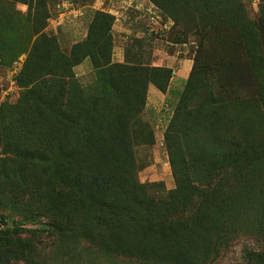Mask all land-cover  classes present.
<instances>
[{
	"label": "rangeland",
	"instance_id": "obj_1",
	"mask_svg": "<svg viewBox=\"0 0 264 264\" xmlns=\"http://www.w3.org/2000/svg\"><path fill=\"white\" fill-rule=\"evenodd\" d=\"M94 1L0 0L1 105L29 100L42 109L46 120L55 122V106L67 102L79 123L85 118L79 103L82 94H87L104 109L107 126H111L114 118L122 125L130 116L132 106L120 109L121 101L129 103L137 97L141 113L131 133L136 178L145 185L146 196L156 199L168 197L177 188L167 133L189 86L190 98L184 102L188 111L207 99L219 101L223 95L231 101L229 113L236 130L252 136V146L263 147L261 0H139L120 10L119 21L101 17ZM69 5L75 9L66 11ZM62 12L63 18H59ZM166 71L171 72L167 83ZM159 84L168 85L161 89ZM153 88L162 93L161 98L152 95ZM44 94L52 100L45 103ZM212 111L219 114V108ZM193 116L187 115L181 123L189 128L198 121L191 119ZM189 133L200 136L192 144V155L187 152L189 173L210 175L219 188V162H227L223 150L230 146L229 133H224L220 146L219 123L214 120L198 127L195 124ZM75 135L82 152L97 141L91 133L80 135L75 129ZM103 135L113 136L110 129ZM0 146L2 158L15 159ZM182 146L186 149V144ZM26 161L16 167L24 169L29 164ZM40 162L48 175L58 180L64 165L62 154ZM254 165L249 183L252 195L242 203L241 212L234 205L226 217L224 210L215 206L216 193L211 194L207 208L214 214L197 220L191 245L181 250L182 255L162 247L152 263H144L134 249L103 248L84 235H75L62 249L55 245V240L60 243L61 239L50 237L48 231L36 237L23 231L0 244V264H26L18 258L22 244L30 241L37 243V248L27 264H249L250 252L264 254V159ZM229 171L222 175L223 185L232 177ZM62 203L53 202L51 207L61 208ZM2 216L8 225L1 224ZM16 224L36 226L0 196V230Z\"/></svg>",
	"mask_w": 264,
	"mask_h": 264
},
{
	"label": "trees",
	"instance_id": "obj_2",
	"mask_svg": "<svg viewBox=\"0 0 264 264\" xmlns=\"http://www.w3.org/2000/svg\"><path fill=\"white\" fill-rule=\"evenodd\" d=\"M261 2L264 4V0ZM97 13L103 18L114 19L107 13ZM170 78L171 72L166 71L165 82ZM167 85L159 84V87L166 89ZM189 90L190 86L182 93V101L167 133V148L177 188L162 199L147 197L145 185L136 178V154L131 133L132 124L141 113L137 97L129 103L121 101L120 109L127 104L132 106L128 110L130 116L122 125L114 118L111 126H107L104 109L97 107L87 94H82L84 97L79 103L80 110L85 113L79 123L74 120L67 102L55 106L54 112L58 115L55 122L46 120L41 115L42 109L29 100L1 105L0 145L15 159L2 158L0 196L13 211L36 226L27 228L16 224L0 230V244L12 241V237L23 231L35 237L48 231L50 237L61 239L60 243L55 240V245L63 249L75 235H84L103 248L134 249L140 260L152 263L162 247L179 251L181 255V250L190 247L197 220L214 214L207 208L211 194L216 193L215 206L223 209L226 217L234 205L241 212L242 203L252 195L249 183L254 175L255 161L264 159V143L257 149L252 146V136L236 130L229 113L231 101L223 95H219V101L207 99L196 110L188 111L184 102L190 98ZM95 97L99 99L100 95ZM51 100L44 94L45 103ZM214 107L219 108V114L212 111ZM191 114H194L191 119L198 120L197 127L212 120L219 123V146L224 143V133H229L230 146L223 150L227 162H219V188L216 178L210 175L197 177L188 171L187 152L192 155V144L200 138L197 133H189L195 124L188 128L181 123ZM75 129L80 130V135L97 136L94 147L90 146L85 152L79 150ZM107 129L112 132V137H104ZM184 138L186 140L181 141ZM93 149L94 154H91ZM60 153L64 165L55 180L40 160L55 159ZM23 159L29 164L20 170L16 164L23 163ZM229 170L232 177L223 185L222 175ZM60 200L63 202L61 208L51 207L53 202ZM232 202L234 204L230 205ZM1 224L8 225L5 216L1 217ZM94 232L99 236L96 237ZM149 239L152 242L147 243ZM36 244L23 243L18 260L30 263ZM261 260L264 262V254L250 252L249 264H260Z\"/></svg>",
	"mask_w": 264,
	"mask_h": 264
},
{
	"label": "built area",
	"instance_id": "obj_3",
	"mask_svg": "<svg viewBox=\"0 0 264 264\" xmlns=\"http://www.w3.org/2000/svg\"><path fill=\"white\" fill-rule=\"evenodd\" d=\"M139 0H95L94 1V9L96 11H101L103 13H107L109 15H112L116 21H119L121 18L120 15V10H124L125 7L127 6H133L135 3H138ZM66 9V8H65ZM64 9V10H65ZM75 9L73 5H69L66 9L68 10H73ZM64 14L63 12L60 13L59 18H63ZM2 104V100L0 99V106ZM3 153H2V148L0 146V158H2Z\"/></svg>",
	"mask_w": 264,
	"mask_h": 264
},
{
	"label": "crops",
	"instance_id": "obj_4",
	"mask_svg": "<svg viewBox=\"0 0 264 264\" xmlns=\"http://www.w3.org/2000/svg\"><path fill=\"white\" fill-rule=\"evenodd\" d=\"M151 93L155 98H161L162 93L156 88L151 89Z\"/></svg>",
	"mask_w": 264,
	"mask_h": 264
}]
</instances>
